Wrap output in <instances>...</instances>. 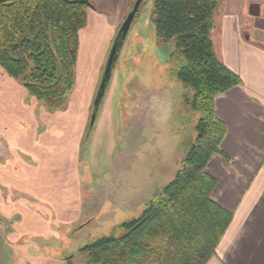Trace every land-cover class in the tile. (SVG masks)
Masks as SVG:
<instances>
[{
  "label": "rangeland",
  "instance_id": "1",
  "mask_svg": "<svg viewBox=\"0 0 264 264\" xmlns=\"http://www.w3.org/2000/svg\"><path fill=\"white\" fill-rule=\"evenodd\" d=\"M134 1L119 10L116 0H88L62 110L46 112L0 68V184L21 176L31 184L26 189L48 200L38 207L24 202L31 219L12 249L4 233L21 218L0 215V264L13 255L15 263L86 264L88 255L79 249L102 236H121L120 225L138 218L153 193L172 181L194 141L199 116L184 105L191 90L170 68L173 46L157 45L152 0H143L131 23L89 128L107 57ZM257 34L264 38V30Z\"/></svg>",
  "mask_w": 264,
  "mask_h": 264
},
{
  "label": "trees",
  "instance_id": "2",
  "mask_svg": "<svg viewBox=\"0 0 264 264\" xmlns=\"http://www.w3.org/2000/svg\"><path fill=\"white\" fill-rule=\"evenodd\" d=\"M79 0H0V68L45 111L62 110L74 83L78 33L89 5ZM157 45L173 46L170 68L191 90L183 103L199 117L179 168L153 193L140 216L79 249L86 264H206L232 219L215 204L207 163L223 155L226 134L214 100L238 87L240 77L217 58L210 33L219 0H152ZM70 259V258H69Z\"/></svg>",
  "mask_w": 264,
  "mask_h": 264
},
{
  "label": "crops",
  "instance_id": "3",
  "mask_svg": "<svg viewBox=\"0 0 264 264\" xmlns=\"http://www.w3.org/2000/svg\"><path fill=\"white\" fill-rule=\"evenodd\" d=\"M116 1L122 10L133 0ZM260 29L264 30V0H219L210 33L213 50L242 83L214 100L215 115L226 134L220 144L223 155L213 157L205 172L215 180L211 200L231 212L232 219L215 256L206 264H264V38H258ZM18 154L25 164H31ZM5 182L0 184V215L21 218L4 233L8 235L4 244L12 249L26 235L24 226L31 219L32 207L25 210L24 202L38 207L48 200L26 189L31 185L26 178L13 176ZM5 185L9 186L3 188ZM18 203L20 210H16ZM14 259L15 255L9 264H25Z\"/></svg>",
  "mask_w": 264,
  "mask_h": 264
},
{
  "label": "water",
  "instance_id": "4",
  "mask_svg": "<svg viewBox=\"0 0 264 264\" xmlns=\"http://www.w3.org/2000/svg\"><path fill=\"white\" fill-rule=\"evenodd\" d=\"M78 2L85 4V5H89L88 0H79ZM143 2V0H136L132 9L128 12V14L126 15L125 19L123 20L119 30L117 31V34L114 38V41L112 43V47L110 49L109 55L107 57V61L103 70V74L102 77L100 79L93 103H92V108L93 111L91 113L90 116V122H89V128L91 129L95 119H96V115L99 109V106L102 102V99L105 95V91L109 85V82L111 80L112 77V72L113 69L115 67V64L117 62L118 56H119V52L120 49L122 48V45L124 43V40L127 36V33L129 31V28L131 26V23L141 5V3Z\"/></svg>",
  "mask_w": 264,
  "mask_h": 264
},
{
  "label": "flooded vegetation",
  "instance_id": "5",
  "mask_svg": "<svg viewBox=\"0 0 264 264\" xmlns=\"http://www.w3.org/2000/svg\"><path fill=\"white\" fill-rule=\"evenodd\" d=\"M135 1H136V0H135ZM135 1H134V3H135ZM134 3H133V5H134ZM132 7H133V6H132ZM131 9H132V8H131ZM137 12H138V11H137ZM136 15H137V13H136ZM136 15H135V16H136Z\"/></svg>",
  "mask_w": 264,
  "mask_h": 264
},
{
  "label": "built area",
  "instance_id": "6",
  "mask_svg": "<svg viewBox=\"0 0 264 264\" xmlns=\"http://www.w3.org/2000/svg\"><path fill=\"white\" fill-rule=\"evenodd\" d=\"M263 44H264V40H263Z\"/></svg>",
  "mask_w": 264,
  "mask_h": 264
}]
</instances>
